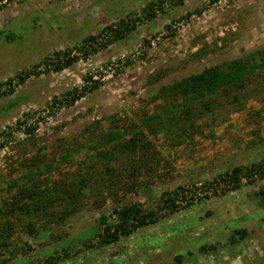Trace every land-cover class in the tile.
<instances>
[{
    "label": "rangeland",
    "instance_id": "rangeland-1",
    "mask_svg": "<svg viewBox=\"0 0 264 264\" xmlns=\"http://www.w3.org/2000/svg\"><path fill=\"white\" fill-rule=\"evenodd\" d=\"M262 50L264 0H0V264H264V66L189 117L179 84ZM112 129L140 156L99 157ZM130 202L153 222L101 243Z\"/></svg>",
    "mask_w": 264,
    "mask_h": 264
},
{
    "label": "trees",
    "instance_id": "trees-1",
    "mask_svg": "<svg viewBox=\"0 0 264 264\" xmlns=\"http://www.w3.org/2000/svg\"><path fill=\"white\" fill-rule=\"evenodd\" d=\"M117 31V29H114ZM251 57V58H250ZM247 59H237L236 61H232L227 63L226 67L220 66H208L203 68L198 73L191 74L187 77H184L179 81L180 90L182 95L184 96L186 109V117L192 115L193 110H196L194 105L190 102L191 98H197L202 96L204 93H209L211 96L214 95L213 92L217 89H228L231 84L235 86L238 85L240 80L247 74L252 73L256 68L264 66V50L260 52V58L257 60L256 58H252L250 56ZM60 63L55 62V68H59ZM225 93V92H224ZM211 100V97H210ZM205 102V101H204ZM202 103L207 110H212L213 106L209 103ZM175 105H178L177 103ZM200 110L199 115H202V110ZM198 116V112L196 113ZM185 128L183 127V131ZM142 131H140L141 133ZM136 136V135H135ZM129 136L126 137L122 132L117 129H112L103 137H100L96 140L94 144L90 145V148L97 149V155L99 157H111L113 152H118L122 157L126 159L135 160V155L133 156V152H138L139 156L142 151L141 150V142L140 137ZM104 142H108L112 144V149H98V146H101ZM66 155V154H65ZM132 155V156H131ZM108 169V168H106ZM228 176L229 174L226 173ZM32 180L31 178H28ZM75 178L71 179L70 183L74 184V189H67L65 183H61V179H51L54 186L52 188L48 187V194L44 195L43 191L39 189L40 185L38 182L33 181L31 187H26L22 191H19L20 199H17L13 208L16 210H24L25 212L30 213L32 210H36L42 206L43 208H48V204H50V200L54 196H58V193L67 192L69 196H79L80 194H89L93 186H90L86 183V179L83 176H78L77 183L74 181ZM58 184H62L58 186ZM36 185V186H35ZM68 190V191H67ZM43 194V195H42ZM26 195L29 196V203L20 202V200L26 199ZM169 197V196H168ZM167 197V198H168ZM32 207V208H31ZM113 212L116 214V219L113 223H109L105 221L104 216L102 215V232L99 235V241L101 243H110L118 240L121 235H126L130 233L132 230L136 229L139 226H143L148 224L149 222H153V211L144 209L137 202H130L123 204L121 206H114ZM32 227V225H31ZM0 231L5 232L2 236L9 234L8 227L0 226ZM34 236H45L48 231L46 228H35ZM166 264V263H159Z\"/></svg>",
    "mask_w": 264,
    "mask_h": 264
},
{
    "label": "built area",
    "instance_id": "built-area-1",
    "mask_svg": "<svg viewBox=\"0 0 264 264\" xmlns=\"http://www.w3.org/2000/svg\"><path fill=\"white\" fill-rule=\"evenodd\" d=\"M202 184H203L202 182H199V183H198V186H201V187H202ZM201 187H200V188H201Z\"/></svg>",
    "mask_w": 264,
    "mask_h": 264
}]
</instances>
